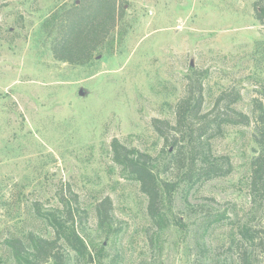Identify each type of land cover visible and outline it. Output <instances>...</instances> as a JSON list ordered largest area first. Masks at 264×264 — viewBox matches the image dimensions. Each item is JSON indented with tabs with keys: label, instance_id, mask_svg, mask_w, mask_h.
<instances>
[{
	"label": "rangeland",
	"instance_id": "1",
	"mask_svg": "<svg viewBox=\"0 0 264 264\" xmlns=\"http://www.w3.org/2000/svg\"><path fill=\"white\" fill-rule=\"evenodd\" d=\"M81 1L0 0V264H35L37 238L58 239L53 253L62 260L44 264H242L244 250L251 264H264L256 245L264 199L250 186L251 101L264 91L254 0H115L116 24L87 63L73 64L52 46ZM195 70L204 111L221 91H238L233 106L251 121L211 139L214 154L229 156V174L180 183L151 219L111 144L150 154L160 178L176 180V168L163 169L161 150L172 146L151 120L175 122ZM105 197L110 216L100 222ZM245 228L256 238L246 240ZM16 238L24 251L12 247Z\"/></svg>",
	"mask_w": 264,
	"mask_h": 264
},
{
	"label": "trees",
	"instance_id": "2",
	"mask_svg": "<svg viewBox=\"0 0 264 264\" xmlns=\"http://www.w3.org/2000/svg\"><path fill=\"white\" fill-rule=\"evenodd\" d=\"M117 9L115 0H87V3L81 1L75 4L65 19L62 39L52 46L54 56L73 64L87 63L104 41L110 27L113 28L116 24L119 14ZM253 9L255 18L264 24V0H254ZM197 74H201V71L195 70L186 77L184 94L175 104V122L172 124L166 119L159 118L151 120L153 129L163 138L165 145L172 146L170 149L163 147L161 150L168 155L163 163V169L176 168V180L161 179L154 170L155 164L150 154L122 145L116 139L111 144L114 160L132 174L146 194V209L151 219L161 215L163 202L180 183L194 184L229 174L232 169L229 156L214 154L211 139L222 135L229 124L248 125L251 121L247 113L233 106L240 98L238 91H221L215 97L211 108L204 111L201 76ZM260 94L255 95L251 101L254 122L252 135L257 149L250 162V186L259 198L264 199V91H260ZM96 209L100 222H106L110 216V198L105 197L101 200ZM66 216L73 218L71 206L66 210ZM66 233L63 231L61 235L68 238L69 235L76 234L74 230L69 231V235ZM243 235L246 240H252L257 236L247 228L244 229ZM257 239L256 245L264 260V235ZM57 244L58 239L34 240L35 264H44L50 257L61 261V253L58 255L56 252L53 253ZM71 244L76 248L78 240L71 241ZM11 245L18 252L25 250L19 238ZM241 262L251 264L249 251H242Z\"/></svg>",
	"mask_w": 264,
	"mask_h": 264
}]
</instances>
